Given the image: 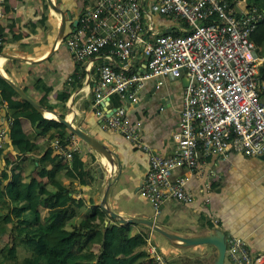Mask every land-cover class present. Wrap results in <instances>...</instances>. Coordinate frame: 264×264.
Listing matches in <instances>:
<instances>
[{
    "label": "crops",
    "instance_id": "crops-1",
    "mask_svg": "<svg viewBox=\"0 0 264 264\" xmlns=\"http://www.w3.org/2000/svg\"><path fill=\"white\" fill-rule=\"evenodd\" d=\"M95 1L57 0L55 7L60 9L58 11H54L47 2V19L41 26H34L30 22L42 14L43 0H7L9 9L8 11L6 9L0 25L3 35V43L0 45V75L18 85L39 104L42 91L36 89L32 81L35 76L42 78L52 87L48 92V101L56 103L53 109L40 104L39 111L42 115L48 119L59 120L57 115L67 119L74 126L80 127L99 140L111 155L113 165L109 167L102 154L66 126L68 135L73 134L76 137L75 143L83 160L84 169L90 172V177H86L84 182H79L78 179L70 180L62 174L63 171L60 174L63 183L69 187V193L75 198L83 199L80 214L86 212L94 203L100 205L108 184L107 178L112 175L113 179L107 190L106 206L125 218L151 219L172 233V237H168L143 222H123L130 223L131 232L146 228L140 224L148 226L147 236L157 244L169 264H216L218 246L213 241H198L205 237L224 241L227 246L228 237L237 235L247 240L252 251L264 250V158L259 155L230 152L225 159L216 155L202 156L198 167L191 173L186 183L187 190L196 196L195 200L189 203L171 198L164 201L160 210L156 212L151 202L139 194L138 188L148 169V154L117 130L103 128L100 118L94 114L92 108L91 84L98 74V67L106 62L119 66L121 62L109 59L103 52L91 56L88 61L80 62L73 57L64 43V37L71 34L78 24L74 25V20L78 19L86 6L92 5ZM149 1L143 0L147 12L145 22L149 23L153 30L178 33L186 31L183 19L149 11L147 7ZM61 11L62 17H65L64 25ZM148 36L150 39L153 37L151 34ZM138 46L130 60V68L142 67L146 60L142 46ZM68 76L73 79L68 80ZM158 78V76L147 78L138 92L137 101L126 102L124 105L132 119L139 118L143 121V141L154 151L167 153L168 140L178 128L187 77L184 71L174 77L165 78L157 87ZM65 91L68 94L67 99L58 101L59 94ZM17 97L23 98L19 93ZM0 100L3 101L0 106V125H6L9 129L10 125L6 123L8 115L4 114L9 105L6 100L1 98ZM114 106L110 97L103 105L105 110ZM19 119L23 131L33 133L30 120L25 116H20ZM34 140L35 150L26 151L15 157V149L7 138L2 146L3 154L11 162L9 165H3L0 159V169L4 166L9 170L12 163H17L19 165L17 170L25 178L35 176L46 180V177L39 176L38 157L50 147V143L46 141L45 134H36ZM105 166L107 167L103 171ZM212 170L218 175H212ZM101 173L103 177L100 176ZM180 173H182L180 169L173 170L174 176ZM209 180L212 181L211 189L206 190L205 185ZM46 186L52 188L50 183ZM205 196H209L208 202H205ZM40 211L45 213L47 207L41 205ZM105 214L103 225L121 222L109 213ZM208 220L212 222L211 225L208 223L202 225L201 222ZM3 223L0 247L14 241L17 260L24 262L30 257L29 247L17 238L12 239L15 225L11 215L3 216L0 227ZM180 237L192 241L186 242ZM23 249H27L28 252ZM92 249L96 253L100 252L101 244L94 243ZM77 255L78 253L75 254ZM0 264H9L2 254ZM223 264L234 263L230 259L225 263L224 258Z\"/></svg>",
    "mask_w": 264,
    "mask_h": 264
},
{
    "label": "built area",
    "instance_id": "built-area-1",
    "mask_svg": "<svg viewBox=\"0 0 264 264\" xmlns=\"http://www.w3.org/2000/svg\"><path fill=\"white\" fill-rule=\"evenodd\" d=\"M4 1L0 0V25L6 13ZM144 4L143 0H96L81 11L75 30L64 37V43L80 62L100 52L121 62L98 67L91 84L92 108L103 128L117 130L148 154V169L138 192L158 212L171 198L185 203L195 200L186 183L202 156L225 159L230 152L264 153V75L260 73L264 57L257 55L249 37L262 12L256 6L246 8L244 0H150L149 11L184 20L186 31L174 33L153 30L145 22ZM138 45L146 60L142 67L130 68ZM183 68L187 83L178 128L168 140V152L159 153L143 141V121L132 119L124 104L137 101L147 78L158 76V87ZM113 93L122 103L105 110L103 105ZM6 123L10 125L11 117ZM8 130L0 125V148ZM75 138L73 134L54 137L50 142L53 153L70 162L78 150ZM174 169L182 173L174 176ZM211 174L218 175L213 170ZM209 181L206 190L211 189ZM209 199L204 198L205 202ZM145 248L157 264H169L148 236ZM225 254L234 264H264V250L252 251L241 236L228 237Z\"/></svg>",
    "mask_w": 264,
    "mask_h": 264
},
{
    "label": "trees",
    "instance_id": "trees-1",
    "mask_svg": "<svg viewBox=\"0 0 264 264\" xmlns=\"http://www.w3.org/2000/svg\"><path fill=\"white\" fill-rule=\"evenodd\" d=\"M244 1L246 8L256 6L262 12L249 37L255 44L257 55L264 57V0ZM42 4V14L30 22L34 26H41L48 17L47 2L43 0ZM4 6L8 11L7 0L4 1ZM260 73L264 75V62L260 65ZM32 85L42 91L40 104L53 109L56 103L48 101V92L52 87L39 76L33 78ZM67 95L66 91L62 92L58 101H65ZM17 96V90L0 75V98L9 105L4 114L11 117L8 142L15 149V157L35 150L36 134H45L48 143L54 137L64 139L68 136L63 122L45 118L29 101ZM110 99L114 105L122 103L117 93L111 94ZM20 116L30 120L33 133L23 131ZM52 152L51 147H48L38 157L39 176L46 177V180L35 176L25 178L17 170V163H12L9 170L4 166L0 169V220L5 214L11 215L15 225L12 239L21 240L30 249V257L20 262L17 260L13 241L0 247L3 258L9 264H157L145 248L148 226L140 224L146 228L131 232L130 223L103 225L106 214L99 203H94L86 212L80 214L83 199L75 198L69 193V187L63 183L60 174L63 171L62 174L70 180L84 182L86 177H90V172L84 169L78 150L73 151L70 162L63 161L58 154ZM0 153L3 161L1 163L9 165L11 161L3 154V147L0 148ZM48 183L51 184V189L47 188ZM41 205L47 207L45 213L40 211ZM201 223L212 224L209 220ZM0 231H4V223ZM94 243L101 244L100 252H94Z\"/></svg>",
    "mask_w": 264,
    "mask_h": 264
},
{
    "label": "water",
    "instance_id": "water-1",
    "mask_svg": "<svg viewBox=\"0 0 264 264\" xmlns=\"http://www.w3.org/2000/svg\"><path fill=\"white\" fill-rule=\"evenodd\" d=\"M48 4L53 7V8H56L55 7V2L53 0H47ZM58 7H57V11H58ZM60 10V9H59ZM68 13V12H67ZM69 15V13H68ZM63 16V13L61 11V17ZM64 22H65V17L63 18L62 17V24L64 25ZM78 23V19H75L74 20V25H76ZM63 25H62V28H63ZM73 30H75V28H73ZM63 34L60 35V37H62ZM185 71V68H183L180 72V74L182 72ZM12 84V86L17 90V92L24 98L26 99L27 101H29L37 110H41V107H40V104L38 102H36L33 98H31L29 95H27L18 85L10 82ZM187 83V79L185 81V84ZM58 119L63 122L66 126H68L72 131H74L80 138H82L85 142H87L89 145H91L93 147V149L95 151H97L98 153L102 154V156H104L105 158V163L108 164L109 167H111L113 165L112 163V158H111V155H109V151L107 148L103 147V144L97 140L96 138H94L93 136H91L90 134H88L87 132H85L83 129H81L80 127L78 126H74L70 121H68L67 119L57 115ZM259 156L263 157L264 158V153L260 154ZM107 166H105L103 168V171H105ZM101 177H103V173L100 174ZM112 175L107 178V186H106V190L104 191L103 193V196L101 198V201H100V206L101 208L110 214V216L112 217H115L117 218L119 221L121 222H143L149 226H151L152 228L162 232L163 234H165L166 236L168 237H172V233L170 232H167L166 230H164L163 228H161L155 221L151 220V219H146V218H138V217H128V218H125L123 216H121L119 213H116L114 212L113 210H111L110 208H108L106 206V198H107V190L109 188V185L111 184L112 182ZM179 237V236H178ZM181 240H184L186 242H191L192 240L188 239V238H185V237H180ZM198 241H213L217 244L218 246V255H217V260H216V264H223L224 262V258H225V251H226V244L224 241H217V240H214V239H211V238H208V237H205V238H202V239H199Z\"/></svg>",
    "mask_w": 264,
    "mask_h": 264
},
{
    "label": "rangeland",
    "instance_id": "rangeland-1",
    "mask_svg": "<svg viewBox=\"0 0 264 264\" xmlns=\"http://www.w3.org/2000/svg\"><path fill=\"white\" fill-rule=\"evenodd\" d=\"M55 3L57 4V0H55ZM24 246V245H23ZM27 247V246H26ZM23 250H25L26 252H28V250L27 249H23ZM208 250H210V249H208ZM229 262V258H228V256L227 255H225V263H228Z\"/></svg>",
    "mask_w": 264,
    "mask_h": 264
},
{
    "label": "bare ground",
    "instance_id": "bare-ground-1",
    "mask_svg": "<svg viewBox=\"0 0 264 264\" xmlns=\"http://www.w3.org/2000/svg\"><path fill=\"white\" fill-rule=\"evenodd\" d=\"M56 9H57V8H54V11H57Z\"/></svg>",
    "mask_w": 264,
    "mask_h": 264
}]
</instances>
